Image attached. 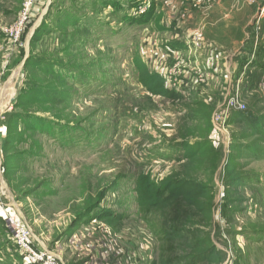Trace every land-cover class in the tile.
I'll list each match as a JSON object with an SVG mask.
<instances>
[{"label":"rangeland","instance_id":"rangeland-1","mask_svg":"<svg viewBox=\"0 0 264 264\" xmlns=\"http://www.w3.org/2000/svg\"><path fill=\"white\" fill-rule=\"evenodd\" d=\"M25 6L0 0V264H27L11 221L61 264H264V0ZM141 173L200 207H139Z\"/></svg>","mask_w":264,"mask_h":264},{"label":"trees","instance_id":"trees-1","mask_svg":"<svg viewBox=\"0 0 264 264\" xmlns=\"http://www.w3.org/2000/svg\"><path fill=\"white\" fill-rule=\"evenodd\" d=\"M138 71V80L150 93L170 99L177 98V94L165 88L161 74L150 72L148 66L141 59L135 60ZM201 185L193 180L179 178H164L154 181L146 173L137 176L135 182L136 203L143 209L165 206L171 201L183 198L189 204L200 207L192 195L203 193Z\"/></svg>","mask_w":264,"mask_h":264},{"label":"built area","instance_id":"built-area-1","mask_svg":"<svg viewBox=\"0 0 264 264\" xmlns=\"http://www.w3.org/2000/svg\"><path fill=\"white\" fill-rule=\"evenodd\" d=\"M34 0H31V3H33ZM204 1V0H202ZM210 1V0H206ZM30 0H26V9L29 8ZM24 9L23 15L21 16L19 22L17 23L16 32H18L20 29L24 26V20L26 18L27 10ZM141 10V9H140ZM143 13V10H141ZM13 220V219H12ZM13 230L17 236V243L19 247L21 248V254L24 256L25 261L27 264H61L58 257L50 250L44 249V250H37L32 247L31 244V238L29 236V232L26 228L23 226H19L17 223L11 221V228L10 230Z\"/></svg>","mask_w":264,"mask_h":264},{"label":"crops","instance_id":"crops-1","mask_svg":"<svg viewBox=\"0 0 264 264\" xmlns=\"http://www.w3.org/2000/svg\"><path fill=\"white\" fill-rule=\"evenodd\" d=\"M145 62H147V61H145ZM153 64H154V62L152 63V66H153ZM146 65H148L147 63H146ZM149 65H150V63H149ZM148 68H149V66H148ZM153 69H155L154 67H153ZM150 70V69H149ZM151 71V70H150Z\"/></svg>","mask_w":264,"mask_h":264}]
</instances>
